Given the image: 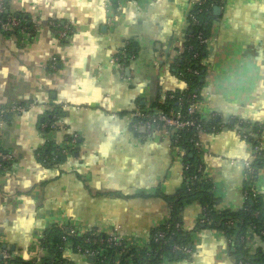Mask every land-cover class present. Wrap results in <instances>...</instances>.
<instances>
[{
    "label": "crops",
    "instance_id": "crops-1",
    "mask_svg": "<svg viewBox=\"0 0 264 264\" xmlns=\"http://www.w3.org/2000/svg\"><path fill=\"white\" fill-rule=\"evenodd\" d=\"M191 1L125 0L105 7L106 0H0L11 14L36 22L25 41L0 33V109L36 105L0 122V151L13 159L0 170L2 249L24 261L46 257L40 240L53 226L116 233L146 247L151 232L165 223L166 197H174L183 183L182 153L162 133H134L127 117L150 111L158 95L184 88L173 66L188 37ZM215 7L196 112L206 124L223 125L217 133L203 132L200 142L218 209L235 211L244 203L243 164L252 157V145L238 129L264 126V67L245 90L243 111L223 107L210 87L225 65L245 56L264 62V0H218ZM52 22L69 24L72 33L58 40ZM129 43L136 55L122 77L110 60ZM55 117L57 129L45 133L43 124ZM73 136L77 142L69 148ZM47 142L68 148L63 162H40L38 152ZM255 189L264 200V168ZM201 213L197 202L182 208L191 252L161 264H236L222 232L196 229ZM249 248L264 253V241L253 237ZM62 259L92 264L70 249Z\"/></svg>",
    "mask_w": 264,
    "mask_h": 264
},
{
    "label": "trees",
    "instance_id": "trees-1",
    "mask_svg": "<svg viewBox=\"0 0 264 264\" xmlns=\"http://www.w3.org/2000/svg\"><path fill=\"white\" fill-rule=\"evenodd\" d=\"M218 0H206L201 7V12L194 11L196 21L193 22L189 19L188 37L184 48L176 59L173 68L175 69L174 75L184 84V88L181 90H175L167 92L164 95H158L150 111L146 113L157 115H170L172 112L182 111L183 115L189 105L193 102H200V91L203 87L205 78V69L202 61L206 56V43H200L198 36L201 35L206 41L209 39L210 31L214 20L217 15H214V8L217 5ZM116 6L115 2L113 3ZM4 12L0 15L1 21H6L12 17L20 21V27L13 33H1L11 34L21 39L20 31L23 28L32 30L33 24L29 17L22 14H11L7 8V4L3 3ZM56 27L61 28L64 23L52 22ZM71 34V33H70ZM69 34V35H70ZM136 49L133 44L129 43L126 48V54L124 58H121V62L125 65L129 64L131 56L135 57ZM180 100V101H179ZM59 117V112L56 114ZM56 117L47 120L48 123L55 122ZM241 128H249L252 134L258 135V140L248 137V141L253 147L260 146V138L264 133V126L253 125L249 126L241 124ZM204 130L210 131V126L205 123ZM49 130H45L48 133ZM195 129H184L178 132V140L170 141L171 145L183 150L182 159L183 164L188 165L187 170H182L183 183L180 190L174 197H166L168 205L170 207L169 220L165 225L154 229L149 237L148 246L149 250L143 247L130 246L124 249L120 257L121 264H161L164 258L174 259L175 257L185 255L182 252L173 253L174 246L181 248L191 249V239L189 233L184 232L182 222L180 220V212L184 206L191 205L195 202L199 203L202 207L203 214L209 219L210 224H198L196 229L206 228L214 231L222 232L227 238H234L238 240L240 237H244L250 232H253V237H259L260 232L264 231V200L261 195H253L249 190H246V200L243 206L235 211L218 209L219 200L214 193L213 183L206 177L204 170H199L200 160L197 152L193 150L192 140H195ZM39 160L44 166H51V164H59L63 162L66 154L57 151V147L47 142L42 149L38 152ZM252 168L254 170L252 174V181L257 180L258 172L264 168V149L258 151L252 162ZM197 177L194 181L188 180V178ZM200 179V180H199ZM244 189H246L244 187ZM229 222H233L234 226H229ZM179 225V228H175V225ZM168 226V230L166 227ZM165 232L164 238L158 242H155V235L158 232ZM93 232V230L91 231ZM90 237L89 234L84 236L69 235L67 229L53 226L48 229L40 240V246L48 253L46 257L39 260L33 259L30 261H24L19 258H15L11 249H2L0 245V252H6L10 258L3 260L0 257V264H63L62 253L68 249L66 244H69V249L78 254L77 248L82 251L85 249H98L101 248L105 251V263L113 264L115 256L117 254V248L108 246L105 243L98 244L99 239H104V235H100L99 238H93L94 241L86 242V238ZM64 239L66 241H64ZM234 256L236 261L243 259L249 264H264V253L259 249L250 251L249 245L235 242ZM14 256V257H13ZM129 260V261H128ZM92 264H100L97 258H94Z\"/></svg>",
    "mask_w": 264,
    "mask_h": 264
},
{
    "label": "built area",
    "instance_id": "built-area-1",
    "mask_svg": "<svg viewBox=\"0 0 264 264\" xmlns=\"http://www.w3.org/2000/svg\"><path fill=\"white\" fill-rule=\"evenodd\" d=\"M107 3L105 4V7L108 6H114V2L116 5L121 4L123 1L125 0H106ZM206 2V0H192L191 1V11L189 14V19H191L193 22L196 21L195 18V14L194 11L197 10V12H201V7L204 5V3ZM4 12V6L2 4H0V15ZM32 30L28 29V28H23L20 31V36L22 41H25L26 39H29L30 36L33 35L34 33V28L36 27V22L34 20H32ZM20 27V21L14 17L7 19L6 21H1L0 20V33H13L16 29H18ZM49 28L51 30V32L56 36V38L60 41H64L68 38L69 34L72 33V27L69 24L63 25L61 28H59L58 26L56 27L53 23L49 24ZM198 39L200 41V43H206L207 41L205 39H203L201 37V35L198 36ZM126 54V49H123L120 52H117L115 54L112 55L110 63L113 64L114 66L117 67L119 74L123 77V74L125 72V67L126 65L124 63L121 62V58H124ZM130 59H133V56L130 57ZM180 101V100H179ZM200 102H193L189 105V107L187 108L185 115H183L182 111H176V112H172L170 113V115H162V114H157V115H152L149 113H146L145 111L142 110H135L133 111L131 114L128 115V121L131 123V129L134 133H139L142 129H144L145 134L149 133H155V134H160L162 133L164 136H166L167 138L170 139V141H177L178 140V132L184 130V129H195L196 131V135H195V140H192V147L193 150H195L197 152L198 158L200 160V164H199V170L202 171V169L204 170V173L206 174V167L204 164V160L207 158V154L203 151L202 148V144L200 142V135L203 132H206L204 130V125L205 122H203L199 117L198 114L196 112V109L198 107ZM36 107V105L34 103H28L26 105H12L9 107H5V108H1L0 109V122L1 123H6L8 118H11L13 116H21L23 114H25L26 112H28L29 110H32ZM56 121H57V117H56ZM56 121L55 122H51V123H45L42 126V130L45 132V130H49V131H54L57 129V125H56ZM210 126V131L212 133H217L219 131L222 130L223 125H219V124H214V123H210L208 124ZM238 134L240 135V137H242L244 140H248V137L251 136L253 139L258 140V135L257 134H252V132L249 131H244V130H240L238 129ZM77 142V138L76 136H73L69 139V148H72L73 146L76 145ZM249 142V141H248ZM250 143V142H249ZM251 144V143H250ZM252 145V144H251ZM177 148V147H176ZM68 148H61V149H57V151H60L63 154H67L68 153ZM181 151V153H183V150L180 148H177ZM261 146L259 147H253L252 146V157L251 159H248L244 162L243 166H244V176H245V180H246V189H244L243 191V198L244 201L246 200V190H249L253 195H258V192L255 189V181H252L251 177L252 174L254 172L253 168H252V162L255 159V156L257 155L258 151L261 150ZM12 156L8 153H4L2 151H0V170L5 168L7 165H9V163L12 162ZM189 168L188 165L183 164V169L187 170ZM182 177H184L182 175ZM207 177V174H206ZM197 177H192V178H188V180H192L194 181ZM186 179V178H183ZM200 180V179H199ZM170 211V207H168V214ZM169 220V215L167 220L165 221V223ZM164 223V225H165ZM198 224H210L209 219L206 217V215L203 214V211L197 221V225ZM163 225V224H162ZM229 226H234L235 224L233 222H229L228 224ZM64 229H67L69 235H79V236H84L89 234L90 237L86 238V242H91L94 241L93 238H99L100 235H104L105 236V240L104 239H99L98 240V244H103L105 243L108 246H112L117 248L118 252L115 256V259L113 261V264H121L120 263V257L122 252H124V249L129 248L130 246H137V247H141L138 246L136 244H133L131 242H127L124 239H122L119 235H117L116 233H112V234H103L100 233L99 231L93 230V232H87L84 234H80L78 231H76V229L72 228V227H63ZM175 228H179V225H175ZM166 229L168 230V226L166 227ZM167 232V231H165ZM165 232H158L155 235V242H158L160 240H162L164 238ZM253 232L251 231L250 234L246 235V236H242L240 237L238 240H235L234 238H227L228 242L230 244V248L231 251L234 252V246L233 243L235 242H240L244 245H249ZM259 237L262 239V241H264V231L260 232ZM64 241H66L64 239ZM68 249L70 247L69 244H66ZM149 250V246L146 245V247H143ZM78 250V255L82 256V257H86V258H97V260H99L100 264H107L105 263V257H104V253L105 251L101 248L98 249H85L84 251H82L80 248H77ZM173 253H177V252H182L185 255L190 254L191 249L190 248H181L179 246H174L172 249ZM0 256L2 257L3 260L9 259L10 256L8 253L6 252H2L0 253ZM129 261V260H128ZM63 264H68V263H63ZM130 264V262H129ZM236 264H249L247 261L243 260V259H238L236 261Z\"/></svg>",
    "mask_w": 264,
    "mask_h": 264
},
{
    "label": "clouds",
    "instance_id": "clouds-1",
    "mask_svg": "<svg viewBox=\"0 0 264 264\" xmlns=\"http://www.w3.org/2000/svg\"><path fill=\"white\" fill-rule=\"evenodd\" d=\"M264 62L254 58L243 57L238 63L223 66L211 81L210 95L217 97L225 108L243 111L247 106V89L259 80V71Z\"/></svg>",
    "mask_w": 264,
    "mask_h": 264
},
{
    "label": "water",
    "instance_id": "water-1",
    "mask_svg": "<svg viewBox=\"0 0 264 264\" xmlns=\"http://www.w3.org/2000/svg\"><path fill=\"white\" fill-rule=\"evenodd\" d=\"M218 13H219V9L217 7H215L214 8V15H217ZM127 73H128V70H127ZM140 133L145 134L144 129H142L140 131ZM5 248H6V246H3V249H5ZM89 261H93V259L92 258H89Z\"/></svg>",
    "mask_w": 264,
    "mask_h": 264
}]
</instances>
